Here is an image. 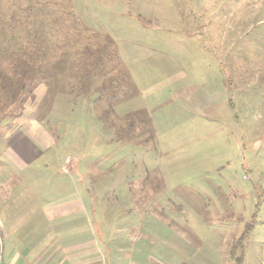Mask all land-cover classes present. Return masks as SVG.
<instances>
[{
  "label": "rangeland",
  "instance_id": "rangeland-1",
  "mask_svg": "<svg viewBox=\"0 0 264 264\" xmlns=\"http://www.w3.org/2000/svg\"><path fill=\"white\" fill-rule=\"evenodd\" d=\"M32 50L37 62L18 60ZM27 119L57 145L14 174L69 193L65 159L82 160L95 211L81 231L0 229V264H181L179 244L203 253L186 264H235L232 246L241 264H264V0H0L1 164ZM106 183L146 187L151 208L101 199ZM75 237L92 240L91 260L69 259Z\"/></svg>",
  "mask_w": 264,
  "mask_h": 264
},
{
  "label": "crops",
  "instance_id": "crops-1",
  "mask_svg": "<svg viewBox=\"0 0 264 264\" xmlns=\"http://www.w3.org/2000/svg\"><path fill=\"white\" fill-rule=\"evenodd\" d=\"M27 122L28 123L25 125V135H18L14 141L7 143L6 149L3 152L6 161L4 164L0 163V229L3 231V238L8 240L12 239L19 232L20 228L27 225L31 226L30 223L34 224L31 227L33 229L38 227L41 228L39 223L42 224L46 222V224H51V229L55 231L63 229L65 226L63 227L62 225L66 224L69 225V229H73L74 231L85 230L87 228V223H91V216L95 211L94 205L96 203H93L92 197L90 196V188L87 184V182L93 180V175L88 174L86 171L84 173L78 172L82 160L69 159L68 157L65 159V163L70 167H73L74 172L77 173L74 176L75 178L72 179L73 187L70 184L73 191L69 193L61 192L59 189L51 192L45 191L41 188L29 190V182H35L36 176L32 174H29V176H17L14 174V170L18 174H23L25 171H28L30 165L35 162L34 160L37 162L38 159L43 157L44 150L52 149L57 145L56 142L53 141L54 136L46 126L40 124L35 119H27ZM29 133L35 135V139H37L36 142L32 143L27 139ZM5 152L6 154H4ZM143 178L145 177H138V181H143ZM61 181L59 179L55 180L54 177L48 180L49 183L57 182L58 184ZM144 181L148 180L145 179ZM12 182H16V186L9 185V183ZM105 182H107V180H105ZM115 182H118V179H116ZM77 183L81 184V188L77 186ZM108 184L109 183H106L104 189H101L97 193L101 199L109 198L110 194H117L119 200L128 198L135 201V199H137V203L138 201H143V206L145 208L148 206L151 208L150 196L144 195L146 187L143 188L142 191H144V194L142 195V192L135 190V188H133V192L122 189L118 191L117 188L114 189L116 186L110 189L113 185L110 186ZM144 198L148 200L144 201ZM121 201L117 202L116 205L121 206L123 203V201L122 203ZM13 203L16 204L14 205ZM99 203L100 205H105L107 202L103 203L100 201ZM115 208H117V206H114L111 209ZM162 209V207L159 209L157 208L156 211L154 210V214H158V211ZM15 210H19V212L15 213ZM170 220L172 222L174 221L172 217H170ZM131 222L133 229H142L139 214L135 219H132ZM147 225H149V220L147 221ZM44 228L45 227L43 226L41 230ZM92 245V240L83 237H75V239L69 243L70 248H66V251L71 254L69 259L75 261L74 263L91 260L88 257L93 251V249H91ZM197 248L198 250H189L188 246L184 247L182 244H179L174 247V249L184 256L174 260H179L180 263L183 264L186 259L189 258L188 255H192L196 252L203 255L201 249L199 247ZM79 259L83 260L79 261ZM165 261L169 262V259H166Z\"/></svg>",
  "mask_w": 264,
  "mask_h": 264
},
{
  "label": "trees",
  "instance_id": "trees-1",
  "mask_svg": "<svg viewBox=\"0 0 264 264\" xmlns=\"http://www.w3.org/2000/svg\"><path fill=\"white\" fill-rule=\"evenodd\" d=\"M34 51V52H33ZM29 52V51H28ZM26 57V58H25ZM20 59H18V60H21L22 62H25V60L27 59V60H30V62L32 63V62H37V55H36V53H35V50H32V52L31 53H24L23 55H21L20 57H19ZM39 61V60H38ZM19 68H21L19 71H17V70H15V72H14V74H16L17 75V79H18V81L20 80V82H21V86H20V88H19V90H20V93H23L25 90L27 91L28 90V88H29V85H30V81H26L27 80V76L29 77L31 74H33V72H36L37 70H36V68L33 66V65H27V67L26 66H24L23 68H22V66H20ZM35 68V69H34ZM41 83H42V81H40ZM47 83H48V81H47ZM46 83V84H47ZM42 85L43 86H45L44 85V83H42ZM36 86H37V84H36ZM45 88H46V86H45ZM48 88V87H47ZM104 96L105 95H103V94H100L98 97H97V99H96V101H98V102H94V103H103L104 102V100H106V98H104ZM247 232V231H246ZM245 232V233H246ZM244 233V234H245ZM244 234L241 236V238L239 239V240H237L235 243H237V248L239 249V248H241V241L243 240V238H244ZM236 248V247H235ZM239 254H236V249H234V246H232L231 248H230V250H229V259L232 261V262H234L235 264H241V261H242V258H241V256H239Z\"/></svg>",
  "mask_w": 264,
  "mask_h": 264
}]
</instances>
